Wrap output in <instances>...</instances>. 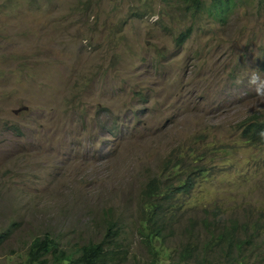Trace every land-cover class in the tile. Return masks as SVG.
Listing matches in <instances>:
<instances>
[{
	"label": "rangeland",
	"instance_id": "374dc122",
	"mask_svg": "<svg viewBox=\"0 0 264 264\" xmlns=\"http://www.w3.org/2000/svg\"><path fill=\"white\" fill-rule=\"evenodd\" d=\"M234 3L220 17L180 0H0V264L34 237L74 251L111 224L115 264L147 261L139 192L179 146L208 151L188 159L208 173L167 244L218 219L252 238L240 264H264V144L236 128L264 114V0Z\"/></svg>",
	"mask_w": 264,
	"mask_h": 264
},
{
	"label": "trees",
	"instance_id": "16d2710c",
	"mask_svg": "<svg viewBox=\"0 0 264 264\" xmlns=\"http://www.w3.org/2000/svg\"><path fill=\"white\" fill-rule=\"evenodd\" d=\"M183 3L200 9L204 5L212 7L220 17H226L234 8V0H180ZM189 32L180 34L176 43L183 44ZM240 140L250 145L264 144V114L253 113L243 118L236 125ZM177 156H168L158 168L157 174L149 177L139 192V219L137 232L148 254V260L142 264H161V255H166L169 264H235L241 263L246 247L252 238L244 231L239 232L237 224L218 226V219L208 220L205 227L200 222L189 219L180 233V243L170 246L167 242L179 221L178 211L183 209L185 197L191 195L197 178L207 175L208 168L197 160L209 155L208 151H199L197 156L193 149L179 146ZM212 152V151H211ZM210 152V154H211ZM193 155L194 162L188 161ZM201 229L203 240L187 237L186 231ZM240 233V235H239ZM244 234V235H243ZM120 230L111 224L107 232L96 243L82 245L79 249L69 251L60 248L59 243L50 235L34 237L30 240L24 261L17 264H115L128 257L122 254L118 238ZM0 234V244L6 239ZM252 247V246H251ZM253 247L252 250H254ZM169 250L168 252H166ZM165 252V253H164ZM135 264H141L135 261Z\"/></svg>",
	"mask_w": 264,
	"mask_h": 264
}]
</instances>
